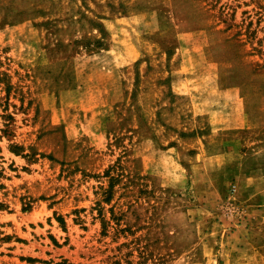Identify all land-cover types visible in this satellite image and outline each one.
I'll return each mask as SVG.
<instances>
[{
  "label": "rangeland",
  "instance_id": "rangeland-1",
  "mask_svg": "<svg viewBox=\"0 0 264 264\" xmlns=\"http://www.w3.org/2000/svg\"><path fill=\"white\" fill-rule=\"evenodd\" d=\"M263 158L264 0H0V264H264Z\"/></svg>",
  "mask_w": 264,
  "mask_h": 264
},
{
  "label": "crops",
  "instance_id": "crops-1",
  "mask_svg": "<svg viewBox=\"0 0 264 264\" xmlns=\"http://www.w3.org/2000/svg\"><path fill=\"white\" fill-rule=\"evenodd\" d=\"M255 172H257V171H255ZM259 172H260L261 175H263V176H260V180H261V182H264V158L261 160V165H260V168H259ZM247 177H249V175H247ZM262 194L263 195H261V199L262 198L264 199V186H263V193Z\"/></svg>",
  "mask_w": 264,
  "mask_h": 264
}]
</instances>
